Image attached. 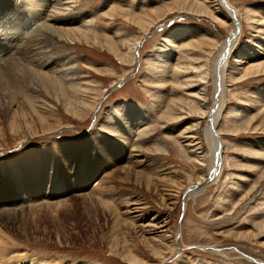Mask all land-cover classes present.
I'll use <instances>...</instances> for the list:
<instances>
[{"label": "rangeland", "instance_id": "rangeland-1", "mask_svg": "<svg viewBox=\"0 0 264 264\" xmlns=\"http://www.w3.org/2000/svg\"><path fill=\"white\" fill-rule=\"evenodd\" d=\"M5 1L0 0V11L24 4L29 21L27 35L19 37L24 41L18 46L15 38L0 51V67L13 57L18 63L10 70L5 67L7 74L27 70L26 81L20 80L19 87L11 82L10 87L33 100L41 95V103L47 101L43 116L50 120L47 129L27 116L13 124L15 109L6 113L0 105V212H14L17 220L15 227L0 220V228L12 238H6L7 245L0 243V264H134L127 256L130 250L143 264H264V69L239 80L249 63L264 62V0H227L238 13L241 30L229 55L226 70L232 78L228 76L223 117L216 126L224 143V167L215 180L201 186L197 184L209 176L208 169L189 159L176 138L199 122L202 154L208 158V119L185 114L171 103L187 98L194 110L192 94L202 91L204 105H215L212 60L230 35L227 26L202 14L196 0H79L74 12L83 22L93 17L92 36L71 44L52 43L40 36L41 24H53L57 6L67 0H45L36 16L31 0ZM226 12L220 8V14ZM147 15L151 25L142 28L140 19ZM250 15L262 24H252ZM170 30L173 35L165 40ZM41 38L48 40L52 56L34 57L33 63H43L42 72L51 67L64 76L75 72V88L88 89L82 96V116L68 113L34 87L43 76L21 57L38 49ZM160 46L169 59L165 67L154 58L153 50ZM248 51L255 57L243 58L246 62L232 68L236 52L246 58ZM181 62L185 68L179 69ZM5 89L0 86V91ZM170 106L177 112L169 116H189L170 123ZM131 107L142 118L132 115L131 123L125 122L122 110ZM123 128L131 129L132 142L119 140ZM134 146L149 152L144 155ZM28 151L46 153L52 162L37 171L38 183L25 187L20 179L26 183L36 172L12 169L30 161L22 159ZM37 157L38 162L46 160Z\"/></svg>", "mask_w": 264, "mask_h": 264}, {"label": "bare ground", "instance_id": "bare-ground-1", "mask_svg": "<svg viewBox=\"0 0 264 264\" xmlns=\"http://www.w3.org/2000/svg\"><path fill=\"white\" fill-rule=\"evenodd\" d=\"M78 1L79 0H67L66 2L60 1L61 3L57 6V8L55 10L56 12H58V14L57 15L54 14V16H57V19H54V23L53 24L52 23H48L47 24V22L44 21V23H42L41 27H40V31H41V32H39L40 36L43 34L45 36V38L49 39L50 42H52V43H55V42L56 43H61V42L64 43L65 42V43L71 44V43H74L75 41H79V40L82 41L83 39L89 40L90 37L92 36V33L90 31L91 29L89 28V26H91L90 24L93 22L92 21L93 17L90 18L91 16H88L90 19L88 18L85 22H83V20H79L78 19L77 15L74 12V10L77 7L76 2H78ZM196 1L198 3L197 4V8L200 10V12L202 14H204V15L206 14V15H209L211 17H214V19H216L221 25L227 26L229 28V31H230V33H229L230 34L229 35L230 38L228 40H225L220 45H218L219 47L217 48V52L213 56V60H212V66L216 70V72L214 70L213 73H212V76H213L212 79L214 78L213 79L214 80L213 96H214V99H215L214 100L215 101V105L210 107V108L205 106L207 103L204 105V102L207 101V97L204 96L205 94L204 95L202 94L203 93L202 91L201 92L199 91V92H196V93L192 94V96L193 95L195 96V100H196V101H194V103H196V107H194V110L191 107V103L189 102V100L187 98H183V97L181 98L180 97L178 100H176V101L173 100L172 103H171V105L173 104V102H174V104H178L179 108L182 110V112H185V114L192 113L191 116L208 119V120H206L207 123H206V130H205V139H206V141H207V143L209 145V153H210L208 158H207V154L204 155V156L202 154L204 151L202 150L203 146H202L201 141H200L201 137L199 136V126H198L199 122L195 123V124L193 123L190 126H187L184 130L179 132V135L176 138L177 139L176 142L184 147V151L187 154L189 159L194 161L198 166H201V167L205 166L208 169L209 176H208V173H207V178H205L204 180L199 181L198 184H197V186L198 185L201 186V185L205 184L206 181H210L211 182V181L215 180L217 175H219V173L221 172L222 168L224 167V161H223V157H222V152L224 150V143H223V141L221 140L220 136L218 135V133L216 131V126H217V123H218V120H219V116L222 115V117H223V108H224V105H225V98H226L224 90H225V86H226V82H227L228 76H231V78H232V75L231 74L229 75L227 73V70H226L227 69V65H230V64H227L228 63V59H229V55H231L230 54L231 51H232L231 48L235 44V42L233 43V40L236 38L237 31L241 30V27L240 28L237 27V25L235 23L233 11L229 10V13L226 12L227 14L226 13H221V14L219 13L220 8L225 7L224 6V0H196ZM5 2L7 3V0ZM31 2H32V4H34L32 7L34 8V16H36V14L40 13L39 7L43 5L45 0H31ZM27 3H29V1ZM29 4H31V3H29ZM14 7H12V9L9 10L7 13L5 11H0V14H2V16L0 15V28H3L2 29L3 33L1 35L2 36L4 35L3 39L0 42V51H5V49H7V47H8V45L10 43H12L15 38H17L16 40L19 42V44H17L19 46L20 42H22V40L25 38V34L27 35V31H26V28L24 26L29 21V19H28L29 18L28 9L26 8V5H24V4L21 5L20 7H17V6H14ZM54 7H56V6H54ZM191 9H193V8H191ZM233 9L236 11V9L234 7H233ZM236 14H238V13H236ZM12 15L14 17H12ZM50 15H52V14H50ZM225 15H228V16H225ZM148 16L149 15H147L146 17H142V19H140V22L142 23V26H143L142 28H147L149 25H151V24H149L150 18ZM239 16H240V14H239ZM159 17L160 16H158L157 19ZM138 18H140V16H138L135 19L139 21ZM223 18H225V19H223ZM238 18L239 17H237L236 20ZM240 18H241V16H240ZM250 18L253 19L251 21L252 24L258 23V20H255V18L252 17L251 15H250ZM5 21H9V22L6 23ZM260 23L262 24V22L259 21L258 24L261 25ZM176 30L179 31L178 28H176ZM193 30H195V29H193ZM262 31H264V30H262ZM37 32H36V34H37ZM173 33H174V30L168 31L166 33V35H165V40H169L170 37L173 35ZM17 34H19L18 37L16 36ZM20 36H23L24 38L23 37L19 38ZM28 37L30 38L31 36H28ZM36 37H38V36H36ZM29 38H27V39H29ZM42 38L40 40L39 45L36 44L38 49L34 50L33 52H30V54L28 53V55H26L24 57H21L22 59L28 61V63L33 65L31 67L37 66V64L33 63V62H35L34 59L36 57L37 58L39 57L38 59H41V58L45 59L46 56H49L48 58H46V60H47V59H49L52 56V53L50 55L49 46L47 44L48 40L46 41L45 38L44 39H42ZM4 39H9V40H7V43H5V41H3ZM30 39H31V41L33 43V39L32 38H30ZM36 40H38V39H36ZM28 41L30 42V40H28ZM43 42H44V45H42ZM22 44L23 43H21V45ZM229 48H230V50H229ZM161 49H162V46L156 47V49L153 50L155 52L154 53V58H155V61L156 60L160 61V65L161 66L165 67V65L167 64L169 59H168V55ZM247 53H248V56L245 58V57H243V55H244L243 52H241V53H239V52L237 53L236 52V54H238V56L235 55L236 59L234 58L235 63H234V60H233L232 68H239V66H237V64L239 62H240V64L246 62V60H241L243 58L244 59H249L250 57H253V56L255 57L253 52L248 51ZM25 54L23 53V55H25ZM152 56H153V53H152ZM260 56L261 55H259L258 57H260ZM5 57H2L1 59L5 58ZM12 58H11V60L4 62V64H2L3 66L0 67V86L3 89H4V87L7 88V89H5L3 91H0V105L2 104V105H4L7 108L6 113H8V111L12 112L13 109H15L13 111L14 119L11 120V123H13V124H15L16 120H22L23 118L32 117V118H34V120H38V122L42 126H44V128L46 126L48 127L47 124H48V120H50V118H47V117L43 116L46 113V111H47V101L44 100L45 103H41L43 101V99L40 97L41 95L38 96V97H35L34 100H33V98L31 99L29 95L24 96L22 94V92H19L18 90L16 92V91L11 89V87H10L11 82H14L15 86H18V85L21 86L19 81L20 80L23 81V82L26 81V78H25L26 75L25 74L27 72V70L23 71V72H22V70H19V72L21 71L22 73L18 74V73H16V71H14L12 69L15 72V74H13L11 76L9 74H7L8 73L7 69L10 70L11 66L14 67V66H16V63H18L14 59H13L14 60L13 61ZM219 61H220V63H222L221 66H219ZM229 63H231V60H230ZM63 64H65V62ZM21 65H22V63H21ZM39 66H37L35 69H38V71L41 72L40 75L43 76L42 77L43 80L41 81V79H39V78L37 79V81L35 80L36 81V83H35L36 85L34 87L38 91L46 94L49 98H54L57 101V103H61V105L64 107L65 111H67L68 113H70V114L72 113L75 116H77V115L78 116H82L83 115L82 108L85 106V102H84L85 99L82 98V96H83V94H85L88 91V89L87 88H85V89L75 88V84H74L75 83V78H74L75 77V72L71 70V74H66L64 76L62 74H58V73H61V72H59V71H61V70H59V68L52 70V67H51L48 70V72H42L40 70V68L42 69L44 64L42 63ZM184 66L185 65H183V62H181L179 64V69L185 68ZM5 67H7V69ZM3 68H5V69H3ZM70 69H71V67H70ZM186 69H188V68L186 67ZM263 69H264V62L263 61L249 63V65L245 69L246 74L243 75L242 77H240L239 80L240 81L241 80H247L252 75H256V74L260 73ZM35 71H37V70H35ZM56 71H58V72H56ZM55 73H57V75H59V77H60L59 79H57L58 77L56 78V76H54ZM66 76H69V77L67 78ZM189 83H190V80H186L185 86H188ZM32 93H33V91H32ZM48 93L53 94V95H49ZM24 94H26V93H24ZM29 94H31V93H29ZM38 94H40V93H38ZM48 104H50V103H48ZM14 106L17 107L18 109L13 108ZM213 107H214V111H212ZM166 110H167V108H166ZM185 110H187V111H185ZM171 111H173V110H172V108L170 106L169 109H168L167 115H166L167 117L170 118V119L167 118L170 121V123L173 122L171 120H176L174 122H178V121H181V120H183V119H185V118H187L189 116V115L186 116L184 114L177 115V116H174L173 114L171 116V114H170V116H169L168 113H170ZM175 111H173V112H175ZM6 113H3V114H6ZM140 114L143 115L142 112H138L136 108L133 109L131 107L129 111H123L122 110L121 119L124 120L125 122H130L131 123L130 116L134 115V116L138 117ZM142 115H140V118H142ZM19 117H20V119H19ZM49 117H50V115H49ZM34 120H32V121H34ZM32 121H31V123H32ZM145 123H147V122H145ZM26 126H28V128H32L33 127V126L30 125L29 122H26ZM112 127H114V125H112ZM45 129H47V128H45ZM130 132H131V129H128V128L124 129L123 128V131L121 132L122 135H119L120 136L119 140H121V138L124 137L125 140L129 141L131 139L130 141L132 142L133 138L131 137ZM142 134L143 133H141V136H142ZM180 139L182 141H180ZM130 141H129V143H130ZM134 148L138 149V151H140L144 155L149 152L148 149H145V148L140 147V146H134ZM157 148H160V147H157ZM159 150H161V148ZM45 151H47V149H45ZM206 153H208V152H206ZM35 154H30L29 151L26 152L25 156L22 159L24 161L26 159H29L30 161L28 163H26V164L20 163V166H16V168L14 166V169H12L14 172L15 171L16 172L17 171H19V172H24L25 171L26 174L32 173L33 171L36 172V174L35 175L32 174L31 177L27 175L30 178H27L26 183L21 178L20 181H19V185L23 184V186L27 187L28 185L31 186L32 181L38 183L37 179L39 178V173L37 171L41 170L43 164L46 165V161H48L49 163L52 162L51 159H49L48 154H46V153L36 154L37 156L40 155V157H41V155H42L44 158H46L45 161L42 160L41 162H38V160H37L38 157ZM141 161L143 162L144 160H141ZM141 161L139 159L136 162H141ZM44 172H46V171H44ZM26 174H25V176H26ZM91 174L92 173H90V176H91ZM46 175H47V173H46ZM14 176L16 177V175H14ZM23 176H24V173H23ZM85 177H86V175L83 176V178H85ZM89 177H88V179H86V178L85 179L87 181H89ZM8 182L11 185V178L9 179ZM16 184H18V178H14L13 179V185H16ZM98 190L102 191L103 187H101V185H99ZM198 191H196V192H198ZM196 192H193V193H196ZM101 198H102V196H101ZM95 201H96V199H95ZM101 202H102V204L103 203L104 204L105 203L108 204L106 201H102L101 200ZM12 214H14V212H9V211L0 212V220L2 222H5L6 224L10 223V224L14 225V227H15L16 224L13 223V222H16L17 220L14 219L15 215L13 217L11 216ZM262 224H264V223H262ZM6 238L8 239V238H11V237L7 236V234L4 231H2V229L0 228V243H3V244L6 243V245H7ZM155 245H157V244H155ZM4 251H6V250H4ZM132 251L133 250H130L129 254L127 255L128 259L131 260V262H133L134 264H143L141 259L137 256V254L132 255ZM47 259H49V258H47ZM78 264H89V263L80 262Z\"/></svg>", "mask_w": 264, "mask_h": 264}, {"label": "water", "instance_id": "water-1", "mask_svg": "<svg viewBox=\"0 0 264 264\" xmlns=\"http://www.w3.org/2000/svg\"><path fill=\"white\" fill-rule=\"evenodd\" d=\"M224 6H225V9L228 11V10H231V11H233V15H234V19H235V23H236V25H237V27H239L240 28V22H239V20L237 19L236 20V18H237V14H236V11L233 9V7L228 3V1L227 0H224ZM230 37H228V39H229ZM227 39V40H228ZM197 187V186H196ZM195 186H194V188H196ZM264 263V262H263Z\"/></svg>", "mask_w": 264, "mask_h": 264}]
</instances>
